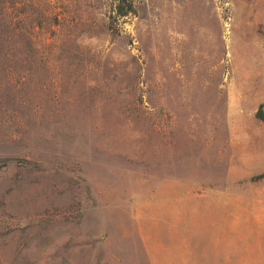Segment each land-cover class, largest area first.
Here are the masks:
<instances>
[{"label":"rangeland","instance_id":"rangeland-1","mask_svg":"<svg viewBox=\"0 0 264 264\" xmlns=\"http://www.w3.org/2000/svg\"><path fill=\"white\" fill-rule=\"evenodd\" d=\"M116 1L0 0V264H264V0Z\"/></svg>","mask_w":264,"mask_h":264},{"label":"crops","instance_id":"crops-1","mask_svg":"<svg viewBox=\"0 0 264 264\" xmlns=\"http://www.w3.org/2000/svg\"><path fill=\"white\" fill-rule=\"evenodd\" d=\"M233 108L230 110H237V113H234L231 115V119L228 121V128L230 135L235 141L240 142L243 138H247L250 135H255L261 138V141L259 143V147L255 148L258 150L261 155V158H264V121L259 120L255 118V114H246L244 112H241L240 107L237 104L232 105ZM195 189V188H193ZM222 190V189H221ZM211 195H215L217 198L219 196H223V193L221 194H210V188H206L202 193H191V202H190V211H191V218L193 223L199 227L200 230H207L209 223V216H208V208L210 205L209 197ZM217 200V201H216ZM213 206L214 207H222L223 206V200L216 199ZM213 202V201H212ZM218 219L221 221L223 220V215L219 214L217 215ZM221 230V228H219ZM216 238V237H215ZM213 238V239H215ZM218 240H222L221 236L219 235L217 237ZM211 254L220 255V250L214 245L211 248L210 251ZM211 264H222L219 262H212Z\"/></svg>","mask_w":264,"mask_h":264},{"label":"trees","instance_id":"trees-1","mask_svg":"<svg viewBox=\"0 0 264 264\" xmlns=\"http://www.w3.org/2000/svg\"><path fill=\"white\" fill-rule=\"evenodd\" d=\"M114 13L116 17H123L130 13H134V6L131 0H117L115 2ZM255 116L257 119L264 121V110L262 109V104L259 105L258 109L255 112ZM2 165H8L11 158H5L0 160ZM264 176V173L260 175V177ZM16 228L15 225L7 226V231H12Z\"/></svg>","mask_w":264,"mask_h":264}]
</instances>
